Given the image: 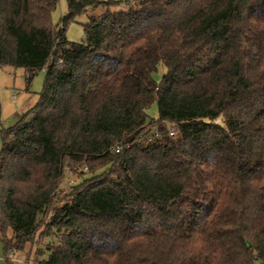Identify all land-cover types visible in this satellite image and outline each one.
<instances>
[{"label": "trees", "instance_id": "1", "mask_svg": "<svg viewBox=\"0 0 264 264\" xmlns=\"http://www.w3.org/2000/svg\"><path fill=\"white\" fill-rule=\"evenodd\" d=\"M59 2L0 0V67L47 70L39 101L2 130L6 256L264 264V0H68L54 24Z\"/></svg>", "mask_w": 264, "mask_h": 264}, {"label": "rangeland", "instance_id": "2", "mask_svg": "<svg viewBox=\"0 0 264 264\" xmlns=\"http://www.w3.org/2000/svg\"><path fill=\"white\" fill-rule=\"evenodd\" d=\"M118 1V0H114ZM122 0L121 4L111 6L112 11H128L129 6ZM108 10V5L98 3L90 5L86 11L76 16L67 27V37L70 41L80 42L86 38L85 24L89 23L93 17L99 18ZM68 13V0H60L57 8L52 14L54 24L60 23L62 17ZM167 68L162 64L158 71L154 73V77L160 80ZM46 69L38 70L31 80L27 79V72L24 67L3 66L0 67V153L3 148L2 130L4 128L15 125L22 117V114L33 106L40 99L41 92L44 90L46 81ZM150 117L157 119L159 117L158 103L155 101L149 108ZM144 141V140H143ZM89 166L77 168L72 171L68 168L69 175L61 184V188L66 189L70 185L75 184L83 179L80 172L84 175L90 171ZM19 261V264L28 262L26 255H19L16 260L11 255L6 256L4 244L0 240V264H9Z\"/></svg>", "mask_w": 264, "mask_h": 264}, {"label": "crops", "instance_id": "3", "mask_svg": "<svg viewBox=\"0 0 264 264\" xmlns=\"http://www.w3.org/2000/svg\"><path fill=\"white\" fill-rule=\"evenodd\" d=\"M14 259L16 260V257H14ZM17 262H13L12 259L10 260L9 264H19V261L16 260Z\"/></svg>", "mask_w": 264, "mask_h": 264}, {"label": "built area", "instance_id": "4", "mask_svg": "<svg viewBox=\"0 0 264 264\" xmlns=\"http://www.w3.org/2000/svg\"><path fill=\"white\" fill-rule=\"evenodd\" d=\"M25 264H39V263L38 262H34V263L26 262Z\"/></svg>", "mask_w": 264, "mask_h": 264}]
</instances>
